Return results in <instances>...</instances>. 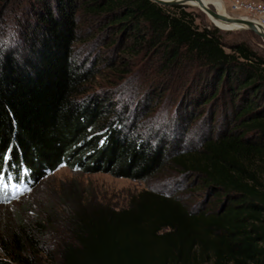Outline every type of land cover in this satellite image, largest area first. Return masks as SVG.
I'll use <instances>...</instances> for the list:
<instances>
[{
    "label": "trees",
    "instance_id": "obj_1",
    "mask_svg": "<svg viewBox=\"0 0 264 264\" xmlns=\"http://www.w3.org/2000/svg\"><path fill=\"white\" fill-rule=\"evenodd\" d=\"M30 2L17 60L0 61V195L10 201L11 183L24 193L60 166L132 181L168 174L182 189L112 208L62 186L66 238L49 241L54 212L15 215L0 264H264V59L243 43L226 51L184 6ZM102 37L146 56L179 86L173 99L163 88L140 109L87 94L96 63L74 47Z\"/></svg>",
    "mask_w": 264,
    "mask_h": 264
},
{
    "label": "rangeland",
    "instance_id": "obj_2",
    "mask_svg": "<svg viewBox=\"0 0 264 264\" xmlns=\"http://www.w3.org/2000/svg\"><path fill=\"white\" fill-rule=\"evenodd\" d=\"M221 1L224 4L225 16L243 18V13L232 9L234 0ZM249 1L264 2V0ZM183 6L187 12L192 14L195 24L199 28L218 30L217 34L226 51H229V47L232 45L243 43L264 59V40L251 31L220 28L205 12L192 6ZM30 10H32L30 0H0V32L7 29L20 32V21L29 16L27 11ZM25 11L26 13H24ZM103 39L104 37L88 44L78 43L74 47L77 56L87 57L88 62L93 65L96 63L95 77L87 85V94L97 93L113 96L117 103H127L131 107L136 106L140 109L148 106L155 97L154 92H156L155 94L160 93L163 88L168 91L165 101L173 99V94L179 89V86H174L172 80L164 77L156 65L148 62L146 56H123L119 54L118 50L104 48L101 42ZM122 64H125L126 67L122 68ZM120 68L122 69L120 70ZM169 107L171 108L172 104ZM160 114L161 109H156L154 115ZM62 186L69 189L75 187L85 202L95 201L112 208L126 207L130 197L143 190L171 193L176 187L179 190L182 189L179 183L175 184L170 179L168 174L157 175L143 181H132L114 178L105 173L83 174L79 170L60 166L55 171L46 174L43 179L37 181L31 189H26L24 193L10 185L11 193L15 195L10 201L5 200L6 190L4 197L0 195V232L7 224H14L15 215H22L21 218L29 220L36 218L44 211H50L55 213L60 223H58L57 229L51 233L49 241L56 244L59 242L58 239L66 238L65 227L61 220L64 219L65 211L69 210L60 206L57 198L58 191ZM181 195L191 205L198 201V198H192L185 191ZM50 249L52 250L51 247Z\"/></svg>",
    "mask_w": 264,
    "mask_h": 264
},
{
    "label": "water",
    "instance_id": "obj_3",
    "mask_svg": "<svg viewBox=\"0 0 264 264\" xmlns=\"http://www.w3.org/2000/svg\"><path fill=\"white\" fill-rule=\"evenodd\" d=\"M150 1L163 7H173V6H183V5L192 6L189 4V2L194 1L197 3V5L192 7L198 8L199 10L205 12L208 16L212 17V19L226 24L241 25L243 26L241 29H247L264 40V30L261 27L255 25L252 21H249L244 18H235V17L221 15L217 11L204 5L202 0H150Z\"/></svg>",
    "mask_w": 264,
    "mask_h": 264
},
{
    "label": "built area",
    "instance_id": "obj_4",
    "mask_svg": "<svg viewBox=\"0 0 264 264\" xmlns=\"http://www.w3.org/2000/svg\"><path fill=\"white\" fill-rule=\"evenodd\" d=\"M232 9L243 13V18L252 21L264 30V2L234 0Z\"/></svg>",
    "mask_w": 264,
    "mask_h": 264
},
{
    "label": "clouds",
    "instance_id": "obj_5",
    "mask_svg": "<svg viewBox=\"0 0 264 264\" xmlns=\"http://www.w3.org/2000/svg\"><path fill=\"white\" fill-rule=\"evenodd\" d=\"M20 45L21 40L17 30L7 29L0 32V61H3L9 53L12 54L13 59L17 60L20 54Z\"/></svg>",
    "mask_w": 264,
    "mask_h": 264
},
{
    "label": "bare ground",
    "instance_id": "obj_6",
    "mask_svg": "<svg viewBox=\"0 0 264 264\" xmlns=\"http://www.w3.org/2000/svg\"><path fill=\"white\" fill-rule=\"evenodd\" d=\"M203 4L206 5L207 7L209 6L211 9L217 11L221 15H225V9H224V4L221 0H202ZM190 5L196 6L197 3L194 1L189 2ZM209 18L212 19V17L208 16ZM212 22L223 29H241L243 26L238 25V24H226L222 23L219 21H216L212 19Z\"/></svg>",
    "mask_w": 264,
    "mask_h": 264
}]
</instances>
